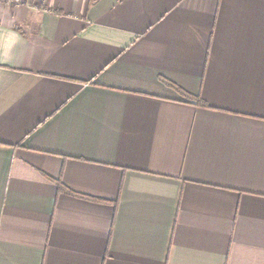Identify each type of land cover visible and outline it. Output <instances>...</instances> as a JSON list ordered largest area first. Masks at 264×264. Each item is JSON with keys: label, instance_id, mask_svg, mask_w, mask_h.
<instances>
[{"label": "crops", "instance_id": "0c3cea01", "mask_svg": "<svg viewBox=\"0 0 264 264\" xmlns=\"http://www.w3.org/2000/svg\"><path fill=\"white\" fill-rule=\"evenodd\" d=\"M37 1L0 2V264H264V0Z\"/></svg>", "mask_w": 264, "mask_h": 264}, {"label": "rangeland", "instance_id": "374dc122", "mask_svg": "<svg viewBox=\"0 0 264 264\" xmlns=\"http://www.w3.org/2000/svg\"><path fill=\"white\" fill-rule=\"evenodd\" d=\"M3 4H8L10 6H30V7H39L41 6V3L37 0H13L12 2L10 0H0Z\"/></svg>", "mask_w": 264, "mask_h": 264}, {"label": "trees", "instance_id": "16d2710c", "mask_svg": "<svg viewBox=\"0 0 264 264\" xmlns=\"http://www.w3.org/2000/svg\"><path fill=\"white\" fill-rule=\"evenodd\" d=\"M173 88H175L182 96H184L185 98H187V99H189V100H192V101H194V102H196V104H199V105H201V101L200 100H198V99H193L191 96H189V95H187L186 93H184L182 90H180L179 88H177V87H175V86H172ZM59 187H60V191H62V192H66V191H68L63 185H59ZM69 192V191H68Z\"/></svg>", "mask_w": 264, "mask_h": 264}, {"label": "built area", "instance_id": "2783aa9c", "mask_svg": "<svg viewBox=\"0 0 264 264\" xmlns=\"http://www.w3.org/2000/svg\"><path fill=\"white\" fill-rule=\"evenodd\" d=\"M11 2L13 1V0H10Z\"/></svg>", "mask_w": 264, "mask_h": 264}]
</instances>
